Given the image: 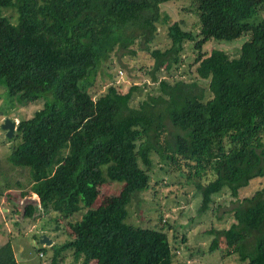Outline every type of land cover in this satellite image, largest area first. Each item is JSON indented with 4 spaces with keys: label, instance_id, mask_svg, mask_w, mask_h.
<instances>
[{
    "label": "trees",
    "instance_id": "16d2710c",
    "mask_svg": "<svg viewBox=\"0 0 264 264\" xmlns=\"http://www.w3.org/2000/svg\"><path fill=\"white\" fill-rule=\"evenodd\" d=\"M180 1L190 2L186 13L164 10ZM7 10L16 17L5 16ZM160 26L167 30L165 47L155 43ZM241 38L240 47L233 44L238 56L212 49ZM186 44L197 51L196 81L161 78L179 69ZM122 49L154 61L144 71L160 93L137 107V85L126 93L116 84L96 89L101 67ZM3 85L19 104H43L20 120L12 138L19 143L7 158L30 171L31 191L8 198L17 202L33 192L45 213L57 214V229L71 224L72 240L51 253L50 264H63L61 254L70 251L81 264H185L176 251L192 248L177 227L170 237L168 222H129L128 206L164 176L188 188L185 197L199 196L198 216L212 209L204 232L212 237L210 253L264 264V187L240 196L264 179V0H0ZM109 182L123 184L121 192L94 209ZM225 190L239 201L219 213L214 196ZM37 210L28 205L23 214L32 218ZM0 264H20L11 240L0 249Z\"/></svg>",
    "mask_w": 264,
    "mask_h": 264
},
{
    "label": "rangeland",
    "instance_id": "374dc122",
    "mask_svg": "<svg viewBox=\"0 0 264 264\" xmlns=\"http://www.w3.org/2000/svg\"><path fill=\"white\" fill-rule=\"evenodd\" d=\"M189 6V1H180L178 3L166 5L164 10L171 13L173 12L175 16H178L177 14L186 13L184 8H188ZM4 15L15 18L16 12L14 10H7L4 11ZM188 23L193 26L196 23V19L191 17L188 19ZM159 30L161 33L158 34L155 43L165 47V45L169 43L167 30L165 26H160ZM244 39L245 38H241L232 43L223 42L222 44H213L214 46L212 49H225L233 56H238L239 50L236 49L233 44H235L236 47H240ZM122 52L124 53L126 51H124V49L120 50V52H118L119 55H117V53L116 56L113 57L111 64L106 62L101 67L102 69L99 73L96 89L98 93H103L107 91L108 87L112 84H116L120 92L126 93L132 86L137 85L140 89L135 93L132 102V105L137 107L142 101L149 100L150 96H156L160 93L158 90V83L154 82L151 76L145 75L144 71L148 69V72H151L154 61L146 52L138 51L137 56L134 58L129 55L124 56ZM196 54L197 51L193 49L191 44H186L182 55V62L177 66L179 69H175L174 67L172 74H162L160 75L161 78L181 79L187 81V83L196 81V67H194L193 64ZM109 66H111L112 69H109ZM117 73V79L116 77L112 79L109 76V74H114L115 76ZM157 76H159V74H157ZM14 85L15 90L17 92L20 91L17 87V83ZM199 86L206 90L208 96L209 92L206 82L200 81ZM5 88L6 85L0 87V193L2 191L5 195L4 197L0 196V224L4 226V229L0 230V249L11 240L13 246H23L25 248V255L23 254V257L21 256L20 264H50L52 259L51 253L72 240L71 233L73 234V230L71 224L65 225L66 223H61L60 228L57 229V214L52 211L45 213L41 207L38 196L33 192L31 196L24 198L22 202H27V206L32 205L33 207H37L40 211H36L32 218L25 217L23 211L27 206L25 207L20 203L18 209H20L21 214H12L9 216L11 210L13 212L17 208L15 207L17 202L16 200L14 201L13 198L9 199L8 197L10 195L11 197H16L20 192L27 190L31 191V184H29L30 175L28 176L30 171L27 168L13 167L7 162V158L19 142L12 140L14 136L12 138H7V131H4L2 128L6 119H11L19 124L18 122L22 119L32 118L35 112L43 107V104H19L17 99H15L16 101L12 100L11 96L8 95L9 93L4 92L6 90ZM2 114H4L5 117H3ZM166 123L171 127L169 121H166ZM158 166L161 167L160 165ZM209 178L212 177L209 176ZM18 181L23 184L24 188L21 189L18 186ZM155 181L156 180L152 181L151 188L148 191L141 193L139 197L128 206V210L130 209L131 213L129 222H133L135 225L141 227L159 224L160 220L168 222L169 225L173 226L170 229L165 227L170 237L174 235V228L177 227L179 229V232H177L178 237H185L187 239L186 245L192 248V251L184 249L185 254H183V249L181 248L188 246L185 244L176 245L177 249H181L176 252L179 254L182 252L180 256L178 254V261L180 263L243 264L240 262L238 255L223 260L220 252H209L212 237L205 235L204 232L211 228L210 223L214 215L211 209L208 213L198 216L200 199L198 195H195L196 193L189 192L187 197H185L184 192L188 190V188L182 187L176 179L170 180L168 176H164L160 179L158 184H156ZM167 184L168 186H165ZM122 187L123 184L114 182H109L103 186L93 208L97 209L109 203L112 197L117 196L121 192ZM262 187H264V179H255L250 187L241 191L240 196L241 198L252 196ZM182 195L184 199H182ZM176 199L177 201L175 202ZM214 201L215 205H212V208L215 206L218 208L217 206H220L222 209L219 213H222V210L234 208L239 200L234 198L229 190H225L219 195H215ZM74 218L72 224L81 220L82 215H77ZM4 221L6 225L3 223ZM35 236L38 237V241H35ZM44 236L52 241V246L45 243L41 244V240ZM36 243L38 246L47 249V255L44 254L43 257L39 256L40 253L38 254L34 248ZM179 243H181V240ZM222 248L224 249V245ZM29 253H31L28 257L29 260L24 261V257ZM61 255L64 257L67 256L63 264H81V262L74 259L72 251L63 252ZM16 258H18V254Z\"/></svg>",
    "mask_w": 264,
    "mask_h": 264
},
{
    "label": "water",
    "instance_id": "95a60500",
    "mask_svg": "<svg viewBox=\"0 0 264 264\" xmlns=\"http://www.w3.org/2000/svg\"><path fill=\"white\" fill-rule=\"evenodd\" d=\"M3 130L4 131H7V138H12L15 134V131H16V122L15 121H12L11 119H6L3 126H2ZM24 203V201L22 202ZM27 202H25L23 204V206H27ZM37 208V207H36ZM3 226L0 224V229L2 228ZM47 244V245H50L52 246V241L49 240L46 236H44L41 240V244ZM18 261H21V256L18 254V258H17Z\"/></svg>",
    "mask_w": 264,
    "mask_h": 264
},
{
    "label": "crops",
    "instance_id": "0c3cea01",
    "mask_svg": "<svg viewBox=\"0 0 264 264\" xmlns=\"http://www.w3.org/2000/svg\"><path fill=\"white\" fill-rule=\"evenodd\" d=\"M6 217V216H5ZM5 224V221L3 222ZM6 225V224H5ZM4 229V226L3 228ZM1 230V229H0ZM36 241V240H35ZM37 246V244L34 246V248ZM13 247V251L15 253V255L17 256V254H19L20 256L23 257V254L25 255V248L23 246H19V247H16V246H12ZM31 253H29L27 256L24 257V261H28V257Z\"/></svg>",
    "mask_w": 264,
    "mask_h": 264
},
{
    "label": "clouds",
    "instance_id": "9594fccd",
    "mask_svg": "<svg viewBox=\"0 0 264 264\" xmlns=\"http://www.w3.org/2000/svg\"><path fill=\"white\" fill-rule=\"evenodd\" d=\"M18 123H19V122H18ZM17 126H18V124L16 123V129H17ZM15 132H16V131H15ZM35 195H36V194H35ZM37 209H38V208H37ZM37 211H40V210L38 209ZM2 228H3V227H2ZM2 228H1V229H2ZM36 241H37V240H36ZM11 243H12V241H11ZM36 244H37V243H36ZM12 246H13V244H12ZM37 246H38V245H37ZM37 246H36V247H37ZM39 247H40V246H38V248H39ZM41 254H42V253H41ZM42 255H43V254H42ZM39 256H40V255H39ZM40 257H41V256H40ZM42 257H43V256H42ZM17 262L20 263V261H18V260H17Z\"/></svg>",
    "mask_w": 264,
    "mask_h": 264
},
{
    "label": "flooded vegetation",
    "instance_id": "af4514ba",
    "mask_svg": "<svg viewBox=\"0 0 264 264\" xmlns=\"http://www.w3.org/2000/svg\"><path fill=\"white\" fill-rule=\"evenodd\" d=\"M22 200H23V199H21V200L17 201V203H16V206H17V207H19V204H20V203H21L22 205L25 203V202H24V203H22ZM23 212H25V209H24V211H23Z\"/></svg>",
    "mask_w": 264,
    "mask_h": 264
},
{
    "label": "built area",
    "instance_id": "2783aa9c",
    "mask_svg": "<svg viewBox=\"0 0 264 264\" xmlns=\"http://www.w3.org/2000/svg\"><path fill=\"white\" fill-rule=\"evenodd\" d=\"M40 256L42 257L43 255H42V254H40Z\"/></svg>",
    "mask_w": 264,
    "mask_h": 264
}]
</instances>
